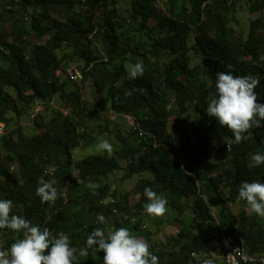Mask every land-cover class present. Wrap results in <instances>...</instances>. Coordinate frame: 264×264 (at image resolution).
I'll use <instances>...</instances> for the list:
<instances>
[{
  "label": "trees",
  "instance_id": "1",
  "mask_svg": "<svg viewBox=\"0 0 264 264\" xmlns=\"http://www.w3.org/2000/svg\"><path fill=\"white\" fill-rule=\"evenodd\" d=\"M238 1L129 0L123 10L118 0H10L8 7L0 0V123L6 130L0 149L7 150L6 163L0 160V199L13 202L11 214L47 227L54 237L68 235L77 250L73 264H103L96 246L84 257L79 249L96 228L107 234V228L125 227L150 237L154 231L143 210L148 187L174 212L166 223L175 224L173 233L162 244H149L158 264H200L201 253L216 246L212 233L218 230L237 232L250 251H264V225L255 217L245 222L244 212L230 209L242 182L264 183V164L248 167L251 155L264 154V121L227 148L224 138H234L232 133L206 112L220 72L258 78L257 102L264 103V0H244L249 14L259 12L246 32L234 28ZM41 24H50L51 35L30 43ZM10 30L16 36L8 41ZM137 62L144 74L130 80L127 64ZM59 68L78 72L82 90H67L55 75ZM91 86L110 112L130 115L143 135L131 143V129L125 137L118 129L109 131L119 141L116 151L74 160L73 151L91 140L79 129L99 116L86 98ZM54 96L66 105V115L57 108L49 119L34 114L38 128L32 137L13 126L34 101ZM189 109L198 125L187 133L182 114ZM119 169V180L137 175L133 190L121 193L111 186L109 175ZM41 178L56 181L55 203H41L35 194ZM99 214L107 223L97 221ZM154 218L160 226L161 217ZM20 238L22 232L0 229V250Z\"/></svg>",
  "mask_w": 264,
  "mask_h": 264
},
{
  "label": "clouds",
  "instance_id": "2",
  "mask_svg": "<svg viewBox=\"0 0 264 264\" xmlns=\"http://www.w3.org/2000/svg\"><path fill=\"white\" fill-rule=\"evenodd\" d=\"M143 74L144 65L137 62L129 66L127 78L134 80ZM259 84L260 80L250 75L234 76L231 72L217 74L215 96L209 95L206 112L221 127L232 133L234 138H224L227 147L240 144L247 138L245 133L262 126L264 103L257 102L255 92ZM125 95L131 96L132 93L126 91ZM97 148L109 154L113 152L112 144L106 139H101ZM261 164H264V154L258 152L250 156L248 167L255 168ZM55 183V180L45 181L43 178L38 181L35 194L41 203H55L58 197ZM87 187L96 189L99 185L89 183ZM143 195L148 201L143 205L148 216L161 217L167 212L166 198L148 187L144 188ZM237 199L246 201L249 210L255 215L264 217V183L242 182L238 188ZM12 208L11 200L0 199V229L22 232V238L13 242L8 249L0 250V264H73L77 250L71 245L68 235L60 233L54 237L47 227L41 230L39 225L33 226L24 217L11 214ZM97 221L101 224L107 223L102 214L97 216ZM93 246H96L98 252H103V264H158L159 258L149 251L148 243L132 235L125 227L110 230L107 234L101 228L94 229L87 236L85 247L79 249L78 255L87 256L88 249Z\"/></svg>",
  "mask_w": 264,
  "mask_h": 264
},
{
  "label": "rangeland",
  "instance_id": "3",
  "mask_svg": "<svg viewBox=\"0 0 264 264\" xmlns=\"http://www.w3.org/2000/svg\"><path fill=\"white\" fill-rule=\"evenodd\" d=\"M9 2L10 0H2V5L4 7H8ZM118 2H119L120 7L123 8V10H125L129 5V0H118ZM238 2H239L238 11L235 15V17L238 19V23L234 24V28L238 31L246 32L247 26H248V20L250 18H254L258 16L259 12L249 14L245 8L244 0H239ZM156 5L158 9L160 10L161 9L160 2L156 1ZM52 17L59 19L57 15H54V14H52ZM5 30L8 31L7 28H5ZM51 33L52 32L50 29V24H41L38 27L35 36L31 35L28 38V41L30 43H43L46 39H48ZM9 35L16 36V33L14 30L12 31L10 30L7 35L8 41H10ZM129 66L130 65L127 64L128 70H129ZM74 74L78 75L77 80L73 78ZM59 75L61 76L63 80L66 81L65 88L67 90H70L76 87L81 89V87L78 85L80 82L79 78H81L78 72L69 68V69H66L65 71H62V73H60ZM85 89H87L86 98L89 99L92 107L98 111L99 116L90 117V119L86 121L85 127L82 126L79 129L80 130L79 132L81 135H84L85 138L91 137V140L88 141V143H84L82 146L76 148L73 151L72 156L74 160H77L87 154L102 152L101 150L97 148V144L101 139L108 140L109 143L112 144L113 146V152L116 151L118 149L119 141L116 140L114 133H110L109 131H116L118 129L121 132V136L125 137L127 136L129 129H131L132 131L136 133L135 135L136 137L130 136L128 138V142H131V143H135L136 141L140 142L142 135H140L138 130L134 129V120L130 115H127L125 113L113 114V112H110L109 110V104L108 103L104 104L99 99L98 94L94 91L92 86L89 88H85ZM54 98H55L54 105L47 106L45 110L44 109L36 110L34 104L31 105V108L26 113L22 114L19 117V119H17V122L13 126H20L21 127L20 131L24 136L29 135L30 137H32L34 135L33 134L34 131H36V129L38 128L35 125L34 120H33L34 114L42 115L45 119H49L50 117L54 116V112L51 113L52 111L50 108H57V107H60L63 111H66L67 113V109L62 108V107H66V105L61 103L59 99L57 98V96H54ZM173 105H174V102H171L168 106L172 107ZM172 117L173 116H170V118ZM197 125H198V117L191 109L187 110L186 112L182 114V127L186 130L187 133L190 132L194 126H197ZM2 134H6V130L0 129V135ZM180 140H181L180 135L178 133L174 134V143H178ZM0 151H1L0 160L6 163L4 152H7V150L4 147H2ZM211 162L214 163L215 160L213 159ZM8 164L11 165L15 163H8ZM75 175H76V172H71V176H75ZM121 175H122V169L116 170L109 175V179L112 180V182H109L111 183V186L112 187L116 186L118 189V192H121V193L126 192L127 190H133V187L137 180V175H133L132 177L127 178V179L119 180ZM101 185H103V181H101ZM134 196L136 195L133 193L130 195L129 197L130 203H132L133 199H135ZM182 201L184 202V199H182ZM167 209H168L167 212L163 216H161V221L165 219L166 220L170 219V213L172 211H170L168 203H167ZM230 209L235 214L239 212H244L247 218L246 220H244L245 222L251 223V220L253 219V217H255L259 225H264V217H259L255 215L254 213H252L249 210V206L247 205L246 201H243V200L235 201L234 203L230 205ZM212 210H213V213H215V209L213 207H212ZM154 220L155 218L153 216H149L146 221L148 227L151 229L153 228V231H154L150 237H147L146 234H139L135 236L137 238L144 239L145 242L148 243V245L152 243L162 244L163 242L166 241L167 239L166 236L170 234V230H172L175 227L174 224H166V223H163L165 225L159 224L160 226H157V225H154L155 224ZM110 230H111L110 228H107V232ZM216 246L212 248L209 254L201 253L199 258H200V261L201 259L202 261L200 264H223L220 258L219 249Z\"/></svg>",
  "mask_w": 264,
  "mask_h": 264
},
{
  "label": "built area",
  "instance_id": "4",
  "mask_svg": "<svg viewBox=\"0 0 264 264\" xmlns=\"http://www.w3.org/2000/svg\"><path fill=\"white\" fill-rule=\"evenodd\" d=\"M65 70L61 68L56 69L55 75L59 77L60 83L63 82V79L59 74ZM73 78L77 80L78 75L74 74ZM54 102H55L54 98H51L49 101L36 100L34 101L33 104L36 110H42L45 109L46 106L54 105ZM60 109L61 108H58V110ZM62 113L64 115L67 114L66 111L63 110ZM2 124L3 123H0V126H2V128L0 129L5 130V127ZM134 129L138 130L140 135H143V131L140 128H138L137 125H135V123H134ZM212 236H214V243L220 248V258L223 264H264V251H250L246 247V245L243 244V241L240 239V236L237 232L228 233V232H221L218 230L213 232Z\"/></svg>",
  "mask_w": 264,
  "mask_h": 264
},
{
  "label": "crops",
  "instance_id": "5",
  "mask_svg": "<svg viewBox=\"0 0 264 264\" xmlns=\"http://www.w3.org/2000/svg\"><path fill=\"white\" fill-rule=\"evenodd\" d=\"M173 215H174V212H171V213H170V219H169V220H166V219H165V220H162L160 224L168 223L169 221L171 222ZM173 224H174V223H173ZM174 225H175V224H174ZM174 228H175V227H174ZM174 228H173L172 230H170V234L173 233Z\"/></svg>",
  "mask_w": 264,
  "mask_h": 264
}]
</instances>
